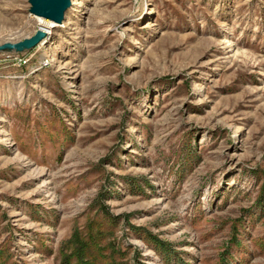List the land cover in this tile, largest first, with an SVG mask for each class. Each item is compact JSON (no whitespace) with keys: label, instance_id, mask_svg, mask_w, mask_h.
Returning <instances> with one entry per match:
<instances>
[{"label":"rangeland","instance_id":"1","mask_svg":"<svg viewBox=\"0 0 264 264\" xmlns=\"http://www.w3.org/2000/svg\"><path fill=\"white\" fill-rule=\"evenodd\" d=\"M65 256L264 264V0H70L0 50V264Z\"/></svg>","mask_w":264,"mask_h":264},{"label":"water","instance_id":"2","mask_svg":"<svg viewBox=\"0 0 264 264\" xmlns=\"http://www.w3.org/2000/svg\"><path fill=\"white\" fill-rule=\"evenodd\" d=\"M29 10L34 14L43 15L56 22H61L64 18V11L69 6L70 0H29ZM45 32L41 29H36L29 36L18 41H4L0 43V50L20 51L24 48L34 46L43 36Z\"/></svg>","mask_w":264,"mask_h":264},{"label":"bare ground","instance_id":"3","mask_svg":"<svg viewBox=\"0 0 264 264\" xmlns=\"http://www.w3.org/2000/svg\"><path fill=\"white\" fill-rule=\"evenodd\" d=\"M36 15V20H37V28L43 30L46 34H50L54 27L58 25V22L47 18L43 15H39V14H34V16Z\"/></svg>","mask_w":264,"mask_h":264},{"label":"trees","instance_id":"4","mask_svg":"<svg viewBox=\"0 0 264 264\" xmlns=\"http://www.w3.org/2000/svg\"><path fill=\"white\" fill-rule=\"evenodd\" d=\"M66 259H64V262H62L61 264H70V259L68 256H65Z\"/></svg>","mask_w":264,"mask_h":264}]
</instances>
